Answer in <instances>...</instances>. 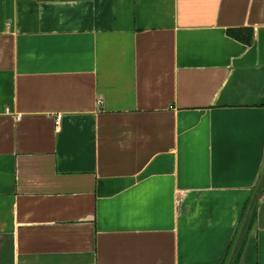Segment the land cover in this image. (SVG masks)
Returning <instances> with one entry per match:
<instances>
[{
	"label": "crops",
	"instance_id": "0c3cea01",
	"mask_svg": "<svg viewBox=\"0 0 264 264\" xmlns=\"http://www.w3.org/2000/svg\"><path fill=\"white\" fill-rule=\"evenodd\" d=\"M263 174L264 0H0V264H228Z\"/></svg>",
	"mask_w": 264,
	"mask_h": 264
},
{
	"label": "water",
	"instance_id": "95a60500",
	"mask_svg": "<svg viewBox=\"0 0 264 264\" xmlns=\"http://www.w3.org/2000/svg\"><path fill=\"white\" fill-rule=\"evenodd\" d=\"M264 184V174L260 180V183H259V186L251 200V203L249 205V208H248V211H247V214H246V217L244 219V222H243V225L241 227V230H240V233H239V236L237 238V241H236V244L234 246V249H233V252H232V255L230 257V260H229V263L228 264H233L234 263V260H235V257L239 251V248L241 246V243H242V240H243V237L246 233V230H247V227L249 225V222H250V219H251V216H252V212H253V208L257 202V199L261 193V190H262V186Z\"/></svg>",
	"mask_w": 264,
	"mask_h": 264
},
{
	"label": "trees",
	"instance_id": "16d2710c",
	"mask_svg": "<svg viewBox=\"0 0 264 264\" xmlns=\"http://www.w3.org/2000/svg\"><path fill=\"white\" fill-rule=\"evenodd\" d=\"M229 35L231 36V37H233V38H235V39H238V40H243V41H245L246 43H250L251 42V35L248 37V38H242L241 37V35H239V31H236V30H230L229 31ZM253 216H254V210H253V212H252V216H251V219H250V222H249V225H248V227H247V230H246V233H247V231H248V229H249V227H250V225H251V222H252V219H253ZM246 233H245V235H246ZM244 238H245V236H244ZM244 238H243V240H244ZM243 240H242V242H243ZM242 244V243H241ZM240 249H241V246H240ZM239 249V250H240ZM238 254H239V251H238ZM238 256V255H237ZM236 256V257H237Z\"/></svg>",
	"mask_w": 264,
	"mask_h": 264
},
{
	"label": "built area",
	"instance_id": "2783aa9c",
	"mask_svg": "<svg viewBox=\"0 0 264 264\" xmlns=\"http://www.w3.org/2000/svg\"><path fill=\"white\" fill-rule=\"evenodd\" d=\"M101 103V102H100ZM59 124V121H57V125Z\"/></svg>",
	"mask_w": 264,
	"mask_h": 264
}]
</instances>
